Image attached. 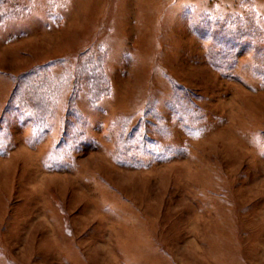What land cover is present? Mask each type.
<instances>
[{
    "label": "rangeland",
    "instance_id": "374dc122",
    "mask_svg": "<svg viewBox=\"0 0 264 264\" xmlns=\"http://www.w3.org/2000/svg\"><path fill=\"white\" fill-rule=\"evenodd\" d=\"M0 264H264V0H0Z\"/></svg>",
    "mask_w": 264,
    "mask_h": 264
}]
</instances>
